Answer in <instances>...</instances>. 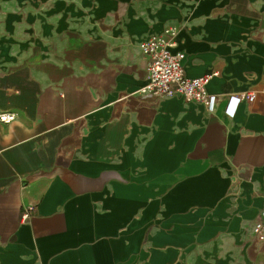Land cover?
I'll return each mask as SVG.
<instances>
[{"label":"crops","instance_id":"obj_1","mask_svg":"<svg viewBox=\"0 0 264 264\" xmlns=\"http://www.w3.org/2000/svg\"><path fill=\"white\" fill-rule=\"evenodd\" d=\"M168 27L213 110L140 92ZM0 111V264H264V0H0Z\"/></svg>","mask_w":264,"mask_h":264},{"label":"built area","instance_id":"obj_2","mask_svg":"<svg viewBox=\"0 0 264 264\" xmlns=\"http://www.w3.org/2000/svg\"><path fill=\"white\" fill-rule=\"evenodd\" d=\"M178 27H168L164 33L151 36L141 43L142 52L149 59L147 67V83L141 88L142 94L158 96H179L185 101H198L205 103L210 110L214 109L216 96L207 91L210 80L217 75L216 72L200 77H188L185 73L183 52H173ZM256 93L243 92L230 98L232 114L238 105L243 102H253ZM16 119L13 112L0 111V123H10ZM29 210L25 211L23 218H29ZM253 233L258 240H264V209L261 210L258 220L253 225Z\"/></svg>","mask_w":264,"mask_h":264}]
</instances>
